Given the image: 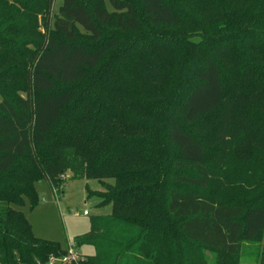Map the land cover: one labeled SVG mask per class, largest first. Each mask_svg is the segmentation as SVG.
Instances as JSON below:
<instances>
[{
  "label": "trees",
  "instance_id": "1",
  "mask_svg": "<svg viewBox=\"0 0 264 264\" xmlns=\"http://www.w3.org/2000/svg\"><path fill=\"white\" fill-rule=\"evenodd\" d=\"M27 1L0 0V264H45L66 253L34 235L21 207L25 197L36 206L41 179L63 192L67 173L101 185L87 196L102 212L73 240L95 252L75 264H208L203 250L237 264L243 240L264 237V204L215 202L207 190L214 167L264 161V0H206L214 2L206 17L200 0L185 10L183 0H139L140 15L132 0H109L113 11L105 0H60L51 25L62 38L39 30V14L57 0L29 10ZM143 22L173 31L189 60L185 75L149 73L162 86L152 102L129 97L128 81L117 85L123 65L108 54L119 51L117 32ZM78 26L94 43L75 42ZM152 40L154 52L131 46L156 56V42L167 40ZM24 44H33L30 56ZM105 57L114 60L106 76L117 79L79 87ZM179 80L184 89L175 96L172 85L170 94L164 85ZM86 105L63 119L65 109Z\"/></svg>",
  "mask_w": 264,
  "mask_h": 264
},
{
  "label": "rangeland",
  "instance_id": "2",
  "mask_svg": "<svg viewBox=\"0 0 264 264\" xmlns=\"http://www.w3.org/2000/svg\"><path fill=\"white\" fill-rule=\"evenodd\" d=\"M106 1V7L109 10H114L110 5L109 0ZM183 3L179 4L180 10H185L188 3L192 0H183ZM135 10L138 15L141 13L140 1L132 0ZM219 2V0H214ZM213 1L200 0L199 1V17H206L205 11L214 6ZM60 0L55 1L48 6V3L44 7L48 6V12L45 9V13L39 14V30L43 35H56L62 38V33L54 32V28L51 23L54 21ZM29 9H37L40 5L38 0H28L24 4ZM24 5L22 7H24ZM44 12V11H43ZM141 20H145L141 17ZM103 31H107V36L110 34L111 29L104 26ZM173 31L168 30V27L158 26L153 27L146 22L142 23V26L138 30H128L123 32H117L120 37V48L118 52H108L111 57H116L119 64L123 65L121 73H117L115 77L121 75L122 79L117 82L119 87H122L126 81L131 86L129 91V97H132V93L139 94L140 96L151 97V102L154 100L155 89L162 87L159 83L150 78L149 73L164 70L167 67L169 72L176 69L175 73H181L185 75L188 70L189 60L184 55L183 48H176L175 43L181 39H170L174 36ZM160 37L167 40L157 41L159 49L156 56H148L134 48L136 45H132L134 41H140L143 44L149 45L152 48L150 52H154L157 45H154L152 39ZM150 38V40H147ZM19 39V36H18ZM13 41V44H15ZM193 40V39H192ZM78 41L84 45H91L94 40L90 37L89 33L85 32L83 28L78 26L77 38ZM152 41V42H150ZM153 45H152V44ZM24 47L28 48L29 56L35 51L33 44H24ZM168 51L167 53H164ZM19 55H23L24 51H19ZM164 53V54H162ZM158 55L162 56L163 61L157 62ZM113 58L105 57V59L99 64L96 73H92L90 77L83 80L78 86H86L92 84L93 80L98 77L106 81H111L117 78L107 77V71L110 65H113ZM175 59V60H173ZM182 80L172 84L171 82L165 84L164 87L170 92L173 91V86L178 87L175 96L181 90L184 89ZM180 83V85H179ZM179 85V86H178ZM113 89V88H112ZM22 95L26 93L21 92ZM1 99V97H0ZM85 107H78L76 109L67 108L63 112V119L67 121L73 116H81ZM54 138V139H53ZM50 140H55V136H50L48 144L42 149L44 154H48L51 150L47 149ZM234 159V158H233ZM251 157L245 159H237L238 162L231 160L223 167L213 168V180L207 190L209 197L215 202H227L236 203L240 201H252L254 204H264V161L251 160ZM71 174L67 173L64 180L65 183L61 185L63 192H59L58 195L50 188L46 179H41L35 183V191L38 196V203L34 208L31 207V200L29 197H25L24 205L21 207L28 221L31 223L32 231L35 236L40 239L52 240L59 242L61 246L68 247L73 245V240L76 236L83 235L90 231L91 217L100 214V209L96 206L97 198L95 196L88 197L87 189H99L101 187L99 180L96 179H77L71 178ZM251 204V203H250ZM106 209V208H105ZM84 211H88L84 214ZM104 212V211H103ZM75 250L80 252L84 256L94 254L95 249L91 245H82L75 247ZM204 255L208 258V264H221L223 259L216 255V253L203 250ZM264 255V237L255 240H243L240 255L237 264H261ZM176 257V256H175ZM172 259V258H171ZM179 264L176 257L175 264ZM174 264V263H171Z\"/></svg>",
  "mask_w": 264,
  "mask_h": 264
},
{
  "label": "built area",
  "instance_id": "3",
  "mask_svg": "<svg viewBox=\"0 0 264 264\" xmlns=\"http://www.w3.org/2000/svg\"><path fill=\"white\" fill-rule=\"evenodd\" d=\"M56 193V190L54 189ZM57 195V194H56ZM88 211H84V214H87ZM75 243L73 245L70 244L67 247V251L65 254L61 256L52 255L49 260L45 264H75L78 263L79 260H82V254L75 250Z\"/></svg>",
  "mask_w": 264,
  "mask_h": 264
}]
</instances>
